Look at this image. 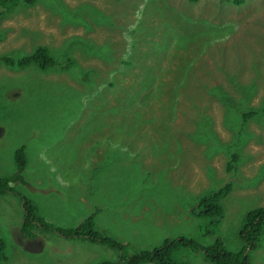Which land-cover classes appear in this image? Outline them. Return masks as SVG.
<instances>
[{
	"label": "rangeland",
	"instance_id": "obj_1",
	"mask_svg": "<svg viewBox=\"0 0 264 264\" xmlns=\"http://www.w3.org/2000/svg\"><path fill=\"white\" fill-rule=\"evenodd\" d=\"M0 11V54L16 59L41 45L60 65L70 60L46 72L0 65V176L22 145L25 178L54 190L39 203L33 194L38 214L59 227L92 211V230L123 245L119 257L115 247L52 230L28 242L16 229L17 196H0L1 264H118L179 235L242 247L238 226L264 206V114L225 119L218 94L243 108L264 98V0H9ZM141 80L151 85L133 102L113 104L120 88H143ZM180 86L174 104L160 101ZM98 94L113 104L109 127L98 121L108 110ZM240 140L241 160L227 172L226 151L238 152ZM228 181L220 222L204 233L207 219L189 207ZM259 238L250 264H264V224ZM178 251L179 261L211 264L199 251Z\"/></svg>",
	"mask_w": 264,
	"mask_h": 264
},
{
	"label": "trees",
	"instance_id": "obj_2",
	"mask_svg": "<svg viewBox=\"0 0 264 264\" xmlns=\"http://www.w3.org/2000/svg\"><path fill=\"white\" fill-rule=\"evenodd\" d=\"M8 1L9 0H0L1 9L8 3ZM34 1L36 0H22L25 5L32 4ZM242 1L243 0H231V2L234 4H239ZM2 13L3 12L0 11V15ZM73 41L77 42L78 40H69V42ZM70 59L71 61H73L72 58ZM69 61L70 60H68L67 63H61L60 65L58 61H55L52 56L48 54L45 46L41 45L36 46L31 53H24L23 55L16 57V59L8 56L7 54H0V65L9 67L16 66L21 68L29 64H34L40 72H46L54 68L69 67ZM125 65H128L127 68L129 72H131L132 74L136 73V71H133L132 64H130V59L127 58ZM80 73L83 74V72ZM148 81L141 80L140 83L144 84V87L140 89H132L130 87H128V89L120 88L119 93L115 95V102L113 104H115L116 106L120 105V103L133 102V99L136 95L132 94H137L147 89L151 85V83ZM152 84L154 85V81H152ZM181 88L183 87L180 86L176 89L169 90V94L164 96L160 101L164 99L174 104V100L177 99L178 93H182L184 95L183 91H179V89ZM211 89L214 90L213 88ZM129 90H131V92ZM246 90L247 88H244L242 92H246ZM166 92H168V90ZM250 94L251 92L246 93V95ZM98 95L100 98V108H108L107 112L100 113L98 121H100L102 124H106L109 122V119L113 117L111 115L110 118L105 116L106 114L110 113L113 108V104H106L108 99L106 100V102H104L105 94ZM218 97L225 108L223 112L225 119H227L229 113L237 119H240L242 122L249 118H253L254 116L264 114V98L260 105L257 107L249 106L247 108H243L242 105L239 104L240 102L234 100L232 96L225 92H220V94H218ZM82 114L88 116L89 112L86 111ZM87 123H89V121L86 122L84 120L81 124L83 127H85L87 126ZM106 126H108V124H106ZM215 139L216 137L214 135L211 140ZM236 143H239L240 146L238 152L226 151L225 168L227 172L235 170L236 164L241 160L240 153L241 144L243 142L242 140H240ZM178 144H180V142H178ZM12 159L13 170L11 171V173L9 172L10 174L0 176V196H17L20 204L21 215L19 218V222L16 225V229H18V232L22 237L29 240L28 242H32V239L35 237L37 230L44 232L46 230L47 232L52 230L55 235H61L63 237H83L92 242L105 243L110 247H115V249L119 251V257H122L123 245L121 243H117L116 241L108 237L99 236L94 230H92L91 221L92 215H94L92 211V213H88L85 218H82L73 226L61 225L59 227L38 214V210L33 204L32 200L27 195L21 193V191L16 189L18 185L25 183L23 172L26 169V158L24 147L22 145L13 150ZM231 186V182L228 181L214 190H206L198 195L193 204L189 207V212L192 215L198 218L204 217L207 219V226L203 229L204 233L214 234L213 228L220 222L222 214V208L220 204L221 198L227 192H229ZM95 210L97 209L95 208L93 211ZM263 224L264 206L252 208L245 213L241 224L238 226V235L243 241V245L237 251H230L226 249L223 242L218 237H215L211 244L202 246L192 238L179 235L173 238H164L159 244L155 245V247L151 249L141 248L139 250H135V252L129 253L128 256L120 258L118 264H189L186 261H179L182 260L181 255L183 251H178L177 253H175L176 250L184 248L201 252L203 257L205 258L204 261L207 260L211 264H250L249 253L259 245V236L261 234ZM5 259V241L0 237V264ZM101 264L109 263L103 262Z\"/></svg>",
	"mask_w": 264,
	"mask_h": 264
},
{
	"label": "crops",
	"instance_id": "obj_3",
	"mask_svg": "<svg viewBox=\"0 0 264 264\" xmlns=\"http://www.w3.org/2000/svg\"><path fill=\"white\" fill-rule=\"evenodd\" d=\"M96 152V151H95ZM103 152V151H102ZM97 153V152H96ZM90 154H92V152L90 153ZM98 157H101V156H98ZM25 171H26V169H25ZM24 171V172H25ZM23 172V173H24ZM23 176H24V174H23ZM25 177V176H24ZM38 185V182H34L33 184H31L28 180H27V178H25V183L24 184H21L20 185V187L21 188H19V189H27V190H19V191H21V193H23V194H25V195H27L31 200H32V202H33V204L36 206V208H37V210H38V204H37V202L39 203V195H41V196H45V195H47V196H49L50 195V192H53L54 190H43V189H41V188H39V187H36ZM33 194H35L36 195V198H37V202H35L34 201V199L32 198V196H33ZM64 197L62 196L61 197V199H63ZM68 199H70L69 198V194L67 195V199L66 200H68ZM66 200H64V201H66ZM14 204H18L19 206H20V204H19V201H18V199H17V197H14L13 198V200H11ZM63 201V200H62ZM95 209V208H94ZM93 209V210H94ZM97 209V208H96ZM82 218H84V217H82ZM81 218V219H82ZM80 219V220H81ZM79 220V221H80ZM78 222V221H77ZM76 222V223H77ZM75 223V224H76ZM62 226H65V225H62Z\"/></svg>",
	"mask_w": 264,
	"mask_h": 264
}]
</instances>
